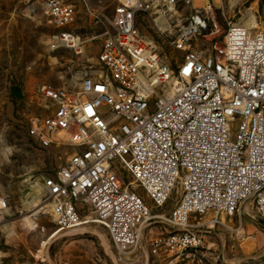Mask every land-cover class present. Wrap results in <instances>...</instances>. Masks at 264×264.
<instances>
[{"label": "built area", "instance_id": "2783aa9c", "mask_svg": "<svg viewBox=\"0 0 264 264\" xmlns=\"http://www.w3.org/2000/svg\"><path fill=\"white\" fill-rule=\"evenodd\" d=\"M34 2L53 29L49 49L81 56L86 41L72 29L74 0ZM151 6V0H118L106 20L97 70L82 68L72 90L40 87L45 114L29 122L26 134L42 149L69 153L52 175L39 176L37 196L50 206L56 231L99 226L120 260L154 226L164 232L148 248L164 264H213L199 254L208 251L209 229L242 232L247 202L264 226V30L229 24L214 41V20L203 35L211 6L195 9L172 43L182 57L171 66L135 26ZM176 189L173 207L164 211ZM8 210L0 197V224ZM208 214L212 219L202 223Z\"/></svg>", "mask_w": 264, "mask_h": 264}, {"label": "rangeland", "instance_id": "374dc122", "mask_svg": "<svg viewBox=\"0 0 264 264\" xmlns=\"http://www.w3.org/2000/svg\"><path fill=\"white\" fill-rule=\"evenodd\" d=\"M117 1L74 0L77 18L72 29L86 41L84 52L76 56L69 51L49 49L53 29L34 0H0V197L9 205L0 224V264H164L165 258L152 255L148 248L150 238L164 232L160 227H151V232L147 229L138 249L129 259L120 260L99 226L58 232L48 214H39L32 226L24 219L30 214L25 203L31 198L30 193H36L39 176L52 175L69 153L67 147L42 149L26 134L29 122L45 114L39 105V89L49 85L72 90L74 78L81 76L82 68L97 70L96 56L107 29L106 20ZM151 1L148 11L137 15L135 26L143 41L171 66L182 57L172 43L184 19L195 9L211 6L208 19L201 14L205 19L203 35L209 34L211 20L218 25L214 41L222 38L229 24H243L249 18L254 19L258 30H264V0H207V4L193 0L192 5L175 0L173 6L167 4L169 0ZM159 17L166 28L156 24ZM206 44L196 41L202 49ZM128 181L131 179L125 174L124 184ZM133 187L149 204L143 190L135 184ZM177 195L176 189L164 211L173 207ZM201 222H206V217ZM242 224V232L221 226L209 229L205 237L208 251L199 254L213 264V256H219L217 264H253L264 260V226L250 202L242 208Z\"/></svg>", "mask_w": 264, "mask_h": 264}, {"label": "bare ground", "instance_id": "6f19581e", "mask_svg": "<svg viewBox=\"0 0 264 264\" xmlns=\"http://www.w3.org/2000/svg\"><path fill=\"white\" fill-rule=\"evenodd\" d=\"M203 3H206L207 0H202ZM197 2H199L197 0ZM200 3V2H199ZM207 4V3H206ZM199 5V4H198ZM201 5V4H200ZM206 6V5H205ZM156 24L161 28V29H164L166 28V24H165V21L163 19H161V17L159 19L156 20ZM236 24H239V25H243V26H246V27H250V28H257L258 29V25L254 22V19H251L249 18L248 21L244 22L243 24H241L240 22L239 23H236ZM81 78L76 76L74 79L75 81L77 82L79 79ZM75 83V82H74ZM37 190V189H36ZM35 190V191H36ZM32 194L31 198L25 203L27 205V209L30 214L27 215L24 219L25 221L29 224V225H34V222L36 220V218L38 217L39 214L41 213H44V214H48L50 213V206L43 202L38 196H37V191L35 194L30 193V195ZM42 201V202H41ZM44 203V204H43ZM245 209H247V207H245ZM206 217V223L212 219V215L211 214H208L205 216ZM204 217V218H205ZM203 218V219H204ZM217 219L218 221L221 223V224H224L225 226L229 227V221H226V218H225V215L224 214H219L217 215ZM211 224V223H210ZM59 232V231H58ZM97 232V231H96ZM98 234H100L99 232H97ZM237 234H240L237 233ZM101 235V234H100ZM105 245V244H104Z\"/></svg>", "mask_w": 264, "mask_h": 264}]
</instances>
